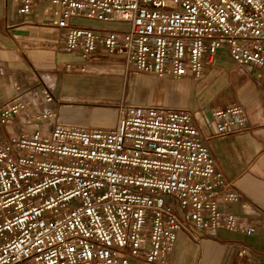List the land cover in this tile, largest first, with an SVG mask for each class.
<instances>
[{"label":"built area","instance_id":"built-area-1","mask_svg":"<svg viewBox=\"0 0 264 264\" xmlns=\"http://www.w3.org/2000/svg\"><path fill=\"white\" fill-rule=\"evenodd\" d=\"M35 1L17 0L18 12ZM46 1L64 50L120 56L126 78L197 80L220 49L235 66L264 68V0ZM53 96L44 81L20 79L0 106V264H166L180 232L200 241L218 229L254 230L221 205L242 193L210 142L247 126L239 103L212 107L204 133L190 107L127 101L112 127L65 123ZM246 251L239 244L232 264H256Z\"/></svg>","mask_w":264,"mask_h":264},{"label":"crops","instance_id":"crops-1","mask_svg":"<svg viewBox=\"0 0 264 264\" xmlns=\"http://www.w3.org/2000/svg\"><path fill=\"white\" fill-rule=\"evenodd\" d=\"M46 3V0H36L32 11L21 14L17 9V0H0V81L46 79L51 85L55 79L68 78L72 74L65 71V62L81 61L92 66L96 61L95 54L85 59L75 51L63 49V31L46 22L47 15L56 16L45 10L51 9ZM85 22L101 24L93 20ZM224 52L220 49L213 64L206 66L205 76L208 79L205 82L214 79L213 83H220L223 80L216 78L219 69L214 64L229 57ZM241 68L243 79H228V95L213 101L210 106L239 103L244 109L247 126L216 135L210 142L217 166L242 193L240 200L221 205L243 216L254 230L247 233L218 229L200 241L180 232L173 250L167 255L166 264H232L239 258V244L246 247L251 261L264 264V68L254 64ZM163 100L162 96L142 98L141 103L162 105ZM51 104L54 106L55 101ZM67 112L80 119L79 113H70L69 109ZM210 118V115L206 119L203 116L197 118L204 133L212 131ZM242 204H245L244 208ZM132 264L161 263L139 258L133 259Z\"/></svg>","mask_w":264,"mask_h":264},{"label":"rangeland","instance_id":"rangeland-1","mask_svg":"<svg viewBox=\"0 0 264 264\" xmlns=\"http://www.w3.org/2000/svg\"><path fill=\"white\" fill-rule=\"evenodd\" d=\"M94 57L96 61L84 70L65 67V71L72 73L68 78L55 79L51 85L44 80L56 97L57 104L53 111L60 121L86 127H112L118 116L117 105L121 101L141 103L142 98L158 96L164 98L162 105L190 107L198 119L201 116L206 119L210 115V104L228 95V79H243L242 68L233 65L229 57L217 60V64H214L219 69L215 74L216 78L223 79L220 83H213L214 79L205 82L208 79L205 76L206 70L197 80L160 77L148 72H139L126 78L120 56L96 53ZM212 64L213 62L208 66ZM19 81L20 79L0 81V106L13 95L14 85ZM67 108L70 113H79L80 119L67 114ZM17 118H22V114L8 123V129L12 132L18 131L17 126L15 127L19 120ZM9 130L2 127L5 135L10 133Z\"/></svg>","mask_w":264,"mask_h":264},{"label":"bare ground","instance_id":"bare-ground-1","mask_svg":"<svg viewBox=\"0 0 264 264\" xmlns=\"http://www.w3.org/2000/svg\"><path fill=\"white\" fill-rule=\"evenodd\" d=\"M44 96L46 97V94H44ZM47 99V98H46ZM55 101V105L54 106H52V104L50 105L51 107H52V110H54L55 108V106H56V104H57V101H56V97H54L53 96V101L52 102H54ZM150 104H152V103H150ZM156 105H161V104H156ZM53 112H55V111H53ZM59 120V119H58ZM60 121V120H59ZM30 127H27V130H31V129H29Z\"/></svg>","mask_w":264,"mask_h":264}]
</instances>
